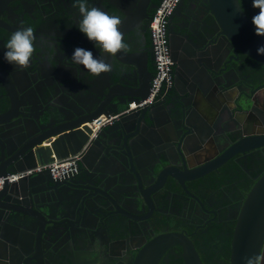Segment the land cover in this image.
<instances>
[{"label":"flooded vegetation","instance_id":"flooded-vegetation-1","mask_svg":"<svg viewBox=\"0 0 264 264\" xmlns=\"http://www.w3.org/2000/svg\"><path fill=\"white\" fill-rule=\"evenodd\" d=\"M180 1L170 16L172 22L174 16L180 14ZM77 2L78 0L0 2V144L14 138L21 139L31 129L41 132L46 126L62 122V118L70 121L71 116L76 113L82 115L99 109L104 115L116 114L113 120L107 121L98 130L112 129L109 138L99 139L98 131L94 136L90 134L91 137L80 149V159L70 176L55 179L45 172L29 175L32 183L28 186V195L21 198V201L29 210L33 206L37 210L42 208L47 211L53 223L47 226L48 231L39 242V249L35 248L37 260H31L27 264H132L138 251L159 234L178 231L184 232L191 239L197 230L202 231L212 220H216V223H232L235 215L233 212H228L227 217L222 218V206L211 196L200 197L199 190L193 186L198 183V179L217 172L233 158L236 161L242 160L245 164L249 156L253 161V153L258 151L264 160V146L250 150L245 155L236 154L215 170L201 177L185 180L184 186L166 170L167 166L172 167L169 165L184 169V162L178 157V149L174 145L183 136L184 128L197 135L191 145L192 151L185 152L184 156L186 164L191 167L219 155L230 143L243 136V130L251 131L249 134L260 133L261 130L264 133V68H260L264 65L239 51L237 59L226 63L232 53L216 31L213 18L202 8L194 6L192 9L187 8L189 13H185L182 17L184 20L176 25L196 29L200 25L208 28L210 24L212 36H216L213 50L214 54H219L218 86L209 88L205 95L207 102L196 101V95L189 96L188 91L192 93L194 87L187 76L183 82V77L176 73L175 66L176 63L179 64L176 47L181 41L176 42L175 37L172 42L169 38L173 66L168 87H162L150 102L139 109L129 107L130 103L136 102L135 99H125L127 106L120 105L121 97L112 100L107 98L100 102L97 97L105 88L118 83L136 86V77L133 66L120 63L79 30L78 24L82 17L78 7L74 6ZM87 3L89 7H98L109 15L123 19L126 11L133 9L138 0H87ZM154 5L155 0H150L147 15L151 16ZM258 12L259 9L252 17ZM148 21L149 19H143L125 35L124 42L128 47L124 50L148 52L147 72L140 77L139 91L142 85L148 83L147 92L150 94L154 63L151 46L149 49L144 48L143 35H140L148 27ZM174 24L173 22L172 25ZM29 26L34 29L37 37L34 42L36 50L30 67L20 69L4 58L7 51L5 45L13 32ZM186 37L187 41L191 40V37ZM187 41L182 46L181 56L185 61L188 57L195 56L194 60L197 61L198 51L187 47ZM77 47L91 51L94 57L103 58L112 66V71L97 77L83 65L73 63L71 57ZM246 67L248 69L245 70ZM179 79L184 83L180 88L177 84ZM207 86L209 85L205 84L204 87ZM115 91L121 93L122 89L116 86ZM246 97L248 101L243 108L249 115L243 125L238 122L237 114L240 112L237 102ZM114 104L117 105V111H110L115 107ZM131 113L133 115L126 120L127 132L114 128L121 125V116ZM248 118L250 124L247 123ZM94 138L103 143L109 153L110 159L107 158L102 164L93 162L88 153ZM123 138L129 141L130 152L139 154L136 158L133 159L132 154L126 156L121 147ZM14 144L11 141L8 145ZM48 144L47 141L44 146ZM164 157L168 162L163 160ZM162 167L167 169L163 170ZM12 169L10 166L7 171ZM245 170L249 172L247 167ZM254 177L255 175H251V178ZM145 195H148L146 200ZM10 203L12 204L11 200ZM172 216L179 218L187 227H193V231L188 232V228L181 224L179 230H170L164 219ZM5 219L4 216L0 218L2 224H5ZM25 220L26 217L18 215L13 220L9 219L8 221L14 222L11 223L13 227H2L4 236L18 235L31 240ZM12 247V242L10 245H0V249L6 250L8 257L13 256L14 264H23L18 262L19 255L11 254ZM181 252L180 246L168 248L157 264H175L182 259ZM21 258L27 257L23 255ZM261 258H264V251ZM182 262L184 264L183 259ZM261 264H264V260Z\"/></svg>","mask_w":264,"mask_h":264},{"label":"water","instance_id":"water-1","mask_svg":"<svg viewBox=\"0 0 264 264\" xmlns=\"http://www.w3.org/2000/svg\"><path fill=\"white\" fill-rule=\"evenodd\" d=\"M1 1L2 0H0V2ZM149 3L150 0H138V3L134 5L133 9L131 8L129 11H126L124 18L121 19V25H119V30L123 33L124 37L127 33L136 28L143 19L150 18L146 12ZM155 6L156 5L153 7ZM179 6L180 11L183 8L187 9L191 7L192 9V7L198 6L211 15L216 31H218V34L223 37L222 39L227 44L226 47L229 49V52L232 53L226 63L230 62L231 59H237L236 55L239 51L264 65V55L258 54L257 52L258 47L264 45V36L256 34L252 18L247 17L238 0H181ZM171 18L172 17L169 19L170 39H172V36H174L175 33ZM208 28L209 30H212L211 27ZM207 32L206 37L203 39L200 37L194 38L196 42L203 46L205 53H209L208 48L211 50L213 47L214 49L216 44V36L213 37L209 34L208 30ZM114 57H116L120 63L133 66V73L136 77V86L131 87L118 83L107 87L102 91V94L97 97L99 101L102 102V100L107 98L112 100L113 98L118 99L121 97L122 100L120 101V105L127 106L125 99H135L136 101L145 99L149 94V91L147 92L148 83L142 85L141 91H139V89L140 77L144 72H147L146 64L148 52L146 50H121ZM200 62L203 65L202 59H200ZM196 67L197 61L192 59L188 64L187 72H193V68ZM203 68L207 77L210 73V79L212 78L216 80L217 71L215 72L209 65H206V67ZM190 84H193V81H190ZM116 86L122 89L121 93L115 91ZM247 101L248 97L245 99H239L237 102L240 112L237 114L238 122L243 125H245L246 117L249 115V113L246 114V110L243 108L247 104ZM114 105L115 107L110 111H117V105ZM194 113L196 114L195 111ZM194 113H192V117ZM100 114H102V112L99 109L89 111L87 114L82 115L76 113L71 116L70 121H65L62 118V122L57 123L54 126H46L41 132H35L34 129H31L27 135L21 139L13 137V140H6L5 143L0 144V176L5 177L8 173L7 168L10 166L13 167L12 171H23L33 168L37 164L51 161L54 157L60 159L69 156L68 154L72 155L79 152L91 137V129L85 123L91 122ZM131 115H133V113L130 115L125 114L124 117L121 116V125L119 126L118 124V127L115 126L114 128H119V130H125V132H127L128 121L126 120H128ZM247 123L250 124V118H248ZM184 129L185 132L183 133V136H181V139L174 144L176 149H178V157L184 162V169L181 170L174 167V165H169L172 167L167 166L168 169L162 167V169H167L166 171L182 185L185 180L195 179L203 176L211 170H215L236 154L245 155L250 150L264 146V133H262V130L260 133L256 132L254 134H249L251 131L243 130V136L235 142L230 143L219 155L212 159L205 160V163H200L199 165L191 167L186 164L187 159H185L184 156L186 155L185 152L192 151L191 145L197 139V135L195 133H190L189 129ZM111 130L112 129L108 128L98 131V138L100 139V137H102L106 140L111 135ZM95 140V138L92 140L93 143L89 146L88 153L91 154L93 162L96 164H102L107 158L110 159L109 153L104 148L103 143H99ZM11 141L15 143L13 146L8 145ZM47 141L49 144L44 146ZM121 147L124 149L123 151H125L127 157L129 154H132L134 159L139 155L136 152H130V143L129 141H126L125 138H123ZM118 148H120V146ZM117 149L114 151L117 152ZM114 151L113 153H115ZM160 158L161 156L159 152V159ZM163 160L167 161L165 157ZM130 162L132 163V161ZM171 171L173 172L171 173ZM164 174L165 173H163V175ZM31 179L30 176H25L10 183L7 180H4V183L0 188V218L2 216L6 218L5 224H2L0 221V245H10L12 242L13 247L11 248V251L13 253L11 254L14 256L19 255L18 262H22L23 264H27L34 259L37 260L36 255H34L35 248L37 247V249H39L38 244L43 240V235H46L48 231L47 226L53 223V220L47 211L42 208L37 210L33 206V209L29 210L27 209L28 206L21 201V198L28 195V186L32 183ZM99 186H101V184H99ZM147 196L148 195H145L144 200H146ZM10 200L12 204H14L13 206H11L12 204L10 203ZM17 215L22 218H27V220H25L27 225L25 227L31 234V240H27L23 236L18 235H14V237L11 234H9V236L6 235V237L4 236L3 228H6L5 225L12 228L13 226L11 223L14 222L8 220L15 219ZM175 246L181 247V257L184 264H203L188 235L184 232L178 231L165 232L153 237L138 251L132 264H157L165 250ZM263 251L264 172L255 180L253 185L246 192L237 212L231 234L228 262L229 264H246L249 258H261ZM23 255H26L27 258H21ZM3 263L14 264L13 256L8 257L6 250L0 249V264Z\"/></svg>","mask_w":264,"mask_h":264},{"label":"trees","instance_id":"trees-1","mask_svg":"<svg viewBox=\"0 0 264 264\" xmlns=\"http://www.w3.org/2000/svg\"><path fill=\"white\" fill-rule=\"evenodd\" d=\"M159 1L155 0L156 5ZM238 1L249 18L258 10V8L252 6V0ZM140 35H143L142 46L149 49L150 37L148 27ZM261 67L264 68V66ZM246 69L248 68L246 67ZM253 156L254 160L252 161L251 156H249L245 164L242 160L236 161L233 158L217 172L210 173L206 178L198 179V183H195L193 186L199 190L200 197L211 196L218 205L222 206V218H226L228 212L235 214L232 223L230 221L216 223V220H212V222L202 228V231L197 230V233L191 236L203 264H229L227 258L230 252L231 234L237 212L246 192L264 172V160L262 156L258 151L254 152ZM246 167L249 172H246ZM257 171L258 174H256ZM251 175H255V177L251 178ZM164 223L169 225L170 230H179L181 224L183 227L188 228V232L193 231V227H187L176 216L164 219ZM175 264H183L182 259L177 260Z\"/></svg>","mask_w":264,"mask_h":264},{"label":"clouds","instance_id":"clouds-1","mask_svg":"<svg viewBox=\"0 0 264 264\" xmlns=\"http://www.w3.org/2000/svg\"><path fill=\"white\" fill-rule=\"evenodd\" d=\"M82 19L78 28L90 41L100 46L105 53L115 56L128 46L124 42L123 33L119 30L122 21L119 16L109 15L100 8L89 7L87 0H78L77 4ZM252 6L258 8L259 12L252 17L257 35L264 36V0H252ZM37 37L32 27H23L11 34L5 47L7 51L4 58L17 68L28 69L31 58L36 50L35 41ZM258 54L264 55V45L257 49ZM73 63L83 65L93 76L111 72L112 66L103 58L94 57L93 53L82 47L75 48L72 57ZM264 258H249L246 264H261Z\"/></svg>","mask_w":264,"mask_h":264},{"label":"built area","instance_id":"built-area-1","mask_svg":"<svg viewBox=\"0 0 264 264\" xmlns=\"http://www.w3.org/2000/svg\"><path fill=\"white\" fill-rule=\"evenodd\" d=\"M180 0H160L153 8L148 21L151 53L154 63V73L150 82V94L147 98L130 103V108H142L146 103L157 95L162 87L170 85V74L173 66L172 54L168 37V20L178 5ZM116 114H101L91 122L85 123L91 129V135L101 129L107 121L113 120ZM81 156V151L64 158L37 164L35 167L23 171H11L5 177L0 176V188L7 180L9 183L17 181L19 178L29 176L33 173L47 172L55 179H63L70 176Z\"/></svg>","mask_w":264,"mask_h":264},{"label":"crops","instance_id":"crops-1","mask_svg":"<svg viewBox=\"0 0 264 264\" xmlns=\"http://www.w3.org/2000/svg\"><path fill=\"white\" fill-rule=\"evenodd\" d=\"M185 13H189V11L187 9H182L180 11V14H176L174 16V20L173 22L175 23L174 26L176 25V23L181 22L182 20H184L183 15H185ZM202 24V23H201ZM209 24V23H207ZM173 29L175 31L174 36H172L171 42L172 40L176 39L177 41H181L180 44H177L176 47V56H178V61L179 64L176 63V73H178L180 76L183 77V82H184V77L187 76L189 82L193 81V84L191 86L194 87L192 93L190 91H188V95H196L197 101H201V102H207V100L205 99V95L208 94L207 92L209 91V88L211 89L213 86H218L217 81H218V55L214 54V50L213 47L211 48V50L208 48L209 53H205V50L203 49V46L201 44H199L198 42L195 41L194 38L196 37H200V38H205L206 37V33L207 30L209 31V34L213 35V31L209 30V28L207 29L206 25H203L196 29H190V28H180L178 27V25H176V28ZM209 27L210 24H209ZM191 37L190 41H187V37ZM186 37V38H185ZM187 41V47H190L191 49H195L196 51H198V57H197V67L194 68L193 72H189V74L187 75V70H188V64L192 59H195V56H191L188 57V60L185 61V59L181 56L182 55V46L183 44ZM218 56V57H217ZM200 59L203 60V65L200 62ZM212 59V61H211ZM206 65L211 66V68H213V70L217 73V78L215 79H210V73L209 76H206V73L204 71L203 67H206ZM198 68V69H197ZM191 74V75H190ZM192 76V77H191ZM181 82V80L179 79V83L178 87L180 88L182 85H184V83ZM205 84H208L209 86L204 87ZM218 88V87H217ZM197 92V93H196ZM70 155V154H68ZM161 156V155H160ZM112 169V167H111Z\"/></svg>","mask_w":264,"mask_h":264}]
</instances>
